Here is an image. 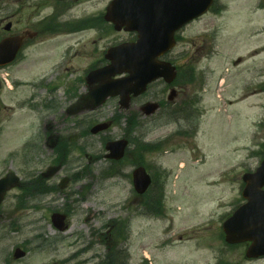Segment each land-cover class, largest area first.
<instances>
[{
    "label": "rangeland",
    "instance_id": "1",
    "mask_svg": "<svg viewBox=\"0 0 264 264\" xmlns=\"http://www.w3.org/2000/svg\"><path fill=\"white\" fill-rule=\"evenodd\" d=\"M15 1L0 0V6L8 7L0 8V38L10 34L5 30L9 20L11 32L16 30L18 17L5 19L13 15ZM216 5L217 11L210 10L180 32L177 47L169 54L191 72H182L183 81L177 88L200 98L201 117L189 124L190 129L197 127L196 131L177 135L181 125L189 129L187 123L171 120L161 110L152 119L141 117L139 130L133 133V137L147 141L166 140L162 150L144 155L156 184L143 197L135 192L132 182L134 143L118 175L102 174L110 164L105 158V139L123 137L126 122L100 134H81L89 121L112 116L119 108L116 101L88 115L81 126L77 121L82 118L64 112L67 105L53 103L47 109L35 103L23 104L34 92L31 85L23 84L38 81L61 60L54 48L57 41L47 40L30 49L20 64L0 69V78L9 80L7 83L4 79L0 86V176L14 171L25 180L53 164L54 150L45 145V125L54 124L62 136L76 133L71 135L75 145L68 163L49 180L59 184L68 177L64 189L30 200V207L22 209L16 205L20 194L16 189L0 204V264H105L107 244L103 241L88 248L90 232L113 218L114 250L124 264H216L219 259L222 264H264V260L248 261L243 247H225L218 241L221 216L243 202L238 192L243 175L254 171L264 156L260 147L264 126H258L264 123V0H217ZM125 35L104 37L98 43L107 48L110 40ZM91 37L85 41L87 53L66 65L85 67L91 62L93 44L89 41L94 35ZM191 68L193 71L188 70ZM69 78L73 82L74 76ZM163 87L164 83L154 85L152 92L160 94ZM56 96L63 100L64 89ZM134 120L136 117H128L127 123ZM37 136L42 151L24 154V145ZM78 144L84 145L83 151L75 147ZM157 187L165 198L166 218L144 210L145 200L158 195ZM67 206L69 227L61 232L53 225L51 215L57 210L64 212ZM205 218H212L213 226L197 230ZM128 226V234L126 230L119 233ZM126 237L128 243L123 244ZM18 247L27 251L25 257H13ZM118 262L122 263L115 260L114 264Z\"/></svg>",
    "mask_w": 264,
    "mask_h": 264
},
{
    "label": "water",
    "instance_id": "2",
    "mask_svg": "<svg viewBox=\"0 0 264 264\" xmlns=\"http://www.w3.org/2000/svg\"><path fill=\"white\" fill-rule=\"evenodd\" d=\"M213 2L214 0H115L108 9L106 19L113 21L118 28L125 26L126 29L137 31L138 39L134 43H123L110 49L106 55L111 61L110 64L88 76L89 83L95 86L82 97V103L85 105L79 103L70 107L69 111L94 110L114 95H120L121 104L128 107L131 94L142 93L153 80L163 76L167 81H172L176 76L175 68L158 58L175 45V31L204 14ZM21 41L14 36L0 41V65L15 59ZM125 73H128V76L113 78L114 75ZM157 107V103L150 102L144 109L146 114L150 115ZM107 127V123H101L92 131L97 133ZM57 141L54 135L49 139L51 146L56 145ZM127 144L125 139L109 142L107 148L111 153L107 157L122 158ZM59 170L60 166L50 167L44 176L51 177ZM244 179L247 182L246 195L249 203L240 207L225 222L224 229L230 242L254 240L248 252V255L252 256L264 253V191H259L264 185V161L256 172L246 174ZM19 183L20 178L14 172L0 178V204L6 193ZM66 183L67 179L63 180L61 187ZM151 183V176L144 167L135 169L134 186L137 192L145 193ZM52 219L58 228L64 229L65 215L55 213ZM258 231L262 234L261 238ZM25 254L21 249H17L15 257L20 258Z\"/></svg>",
    "mask_w": 264,
    "mask_h": 264
},
{
    "label": "flooded vegetation",
    "instance_id": "3",
    "mask_svg": "<svg viewBox=\"0 0 264 264\" xmlns=\"http://www.w3.org/2000/svg\"><path fill=\"white\" fill-rule=\"evenodd\" d=\"M113 1L114 0L15 1L13 15H6L5 19L18 17L16 19V30L14 35L22 41L16 63L20 64L30 49L40 46L50 39L57 41L54 48L58 49V53L61 57L57 65H54L50 72L46 74L48 77H45L44 74L37 82L31 84L34 94L27 100L29 103H35L40 106H47L53 103H57V106H70L77 102L90 88L87 82V74L91 70L107 63L105 54L108 48L120 42H124L120 40L132 41L135 39V33L126 31L125 29L119 31L113 23L104 20L105 13ZM24 11H28V16H25L27 13H24ZM120 33L126 34V37H112L114 39L110 40L107 48H102V46L99 45L98 41H101L104 37L115 36ZM87 37H89L88 39H90V37L92 38L89 42L93 44V48L90 52L91 62L85 67L82 65H66L70 62L72 64L71 60L80 54L87 53L84 51V47L86 46L85 41L88 40ZM96 44H98V46ZM70 76H74L73 82L70 81ZM65 79L66 83H62L61 81ZM172 86L173 85L164 83L162 92L159 94L152 92L153 85H151L144 94L132 99L130 111L124 119H128V117L131 120L135 119V117L138 120H140L141 117L152 119V117H146L142 114L143 105L149 101H156L160 104L159 111L162 110L174 120H184L188 124L192 122L198 110H195V107L192 105L184 106L183 101L185 98L180 102L177 101L181 93L183 97H188L187 92L183 93L180 88L178 93L176 92V100H167L168 95H166V93L167 91H171L173 88ZM62 88H64L65 97L63 100H59L56 93ZM114 100L119 102V98H114ZM117 111L122 112L121 109L117 108L112 116L104 118L112 120L114 126L117 125L118 121ZM81 125L80 123L79 126ZM54 131H56V127L52 124H47L45 133L48 134ZM84 132L85 129L81 131V134H84ZM73 135H76V133H73ZM106 227L107 231L106 229L105 232L101 230ZM104 234L106 237L103 238ZM82 237H84V235H82ZM90 237L92 240L89 242L88 248H92L104 241L107 244L106 260H109L110 252L114 258V218L100 229L92 228ZM102 262L103 261H101L100 264H102Z\"/></svg>",
    "mask_w": 264,
    "mask_h": 264
},
{
    "label": "trees",
    "instance_id": "4",
    "mask_svg": "<svg viewBox=\"0 0 264 264\" xmlns=\"http://www.w3.org/2000/svg\"><path fill=\"white\" fill-rule=\"evenodd\" d=\"M138 124L139 123L135 121L133 123V126L136 127ZM132 141L136 145L134 158H136V161L139 163H145V153L161 149L160 145L145 142L143 140H140L138 137L132 138ZM107 171H109L111 175V171L109 169H107ZM117 174H119L118 171H114V175ZM52 190H58V187L54 185H49L40 175L31 176L30 179L26 180L22 184V196L20 199V204L23 203L24 197H35L37 195H41ZM151 203L157 206L156 209L154 208L157 212H162L164 207L163 194H160L159 197L153 199Z\"/></svg>",
    "mask_w": 264,
    "mask_h": 264
}]
</instances>
